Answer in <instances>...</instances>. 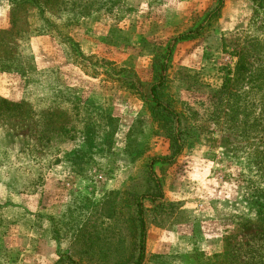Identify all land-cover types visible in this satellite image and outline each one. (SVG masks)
Masks as SVG:
<instances>
[{
	"label": "rangeland",
	"instance_id": "obj_1",
	"mask_svg": "<svg viewBox=\"0 0 264 264\" xmlns=\"http://www.w3.org/2000/svg\"><path fill=\"white\" fill-rule=\"evenodd\" d=\"M72 1L0 0V264L87 262L127 237L99 204L141 190L146 162L170 154L172 120L149 92L168 44L159 97L183 148L154 165L169 205L149 212L146 236L182 219L197 248L180 264H264V0H224L181 40L218 0ZM219 230V254L200 250Z\"/></svg>",
	"mask_w": 264,
	"mask_h": 264
},
{
	"label": "trees",
	"instance_id": "obj_2",
	"mask_svg": "<svg viewBox=\"0 0 264 264\" xmlns=\"http://www.w3.org/2000/svg\"><path fill=\"white\" fill-rule=\"evenodd\" d=\"M82 1L83 0H78V3L77 1H72L71 7H83L80 3ZM11 2L13 3V0H9L10 4ZM223 2L224 0H218L216 6L205 15L199 26L188 32L179 34L175 37V40L196 38L204 34L211 22L217 18ZM79 14L84 15V10H79ZM171 53L172 44H168L167 51L162 55L161 61L158 60V54H155L153 64L157 65L159 70L158 80L149 88L150 96L155 107L158 111L161 110L163 113L167 114L173 123L171 131H168L169 133L167 134L171 141L170 154L161 157H152L146 162L144 174L142 176V178H144V184L141 190L127 189L123 191H110L107 193L109 194L107 199L99 204V216L103 219H117L123 227V230L127 232V237L118 239L115 243V247L111 244L106 246L107 249L98 248L99 250L97 249L94 254L89 256L87 262L86 259H78L75 261L70 257H64L62 255L59 257V260H64L67 264L144 263L146 257V230L149 212H154L155 210H157V212H163L166 205H169L164 198L161 182L156 174L154 165L160 164L167 167L174 164L183 148V140L180 131V116L172 107L163 102L159 97V90L165 84V72L167 70V63ZM175 123L178 124L177 129ZM260 203L264 206V189L257 188V206L260 205ZM149 205H151V207H148ZM101 207L103 208L101 209ZM257 222L261 234L264 235L263 209L258 210ZM219 252H216L211 256L217 255Z\"/></svg>",
	"mask_w": 264,
	"mask_h": 264
},
{
	"label": "crops",
	"instance_id": "obj_3",
	"mask_svg": "<svg viewBox=\"0 0 264 264\" xmlns=\"http://www.w3.org/2000/svg\"><path fill=\"white\" fill-rule=\"evenodd\" d=\"M0 14L3 16L2 21L5 22L4 20L9 15V6H0ZM4 25L5 23L1 24V26ZM205 213L206 218L210 222L215 223L217 220L216 210L206 209ZM192 220L193 219H190L189 221L191 222ZM190 222L189 225H192ZM186 224H188V222H182V219H179V221L175 220L172 229H162L160 233H158V236L150 237L147 235L146 257L143 264H180L181 260H190L191 252L196 250L197 246L194 244L195 241L193 243L191 242L190 236L187 237L182 234L180 228ZM221 236L220 230L215 232L212 236L213 239L211 238L212 241H208L205 244L201 243L199 249L204 250L205 248L208 255L219 252L221 249ZM191 249L193 250L191 251Z\"/></svg>",
	"mask_w": 264,
	"mask_h": 264
}]
</instances>
